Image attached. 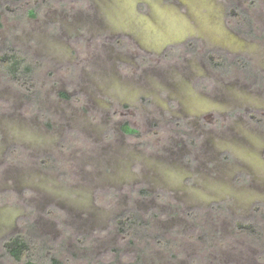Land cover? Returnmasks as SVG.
I'll return each mask as SVG.
<instances>
[{
  "label": "rangeland",
  "instance_id": "rangeland-1",
  "mask_svg": "<svg viewBox=\"0 0 264 264\" xmlns=\"http://www.w3.org/2000/svg\"><path fill=\"white\" fill-rule=\"evenodd\" d=\"M137 1L50 0L49 7L38 8L32 6L33 0L29 3L26 0H0V61L5 53L15 50L23 58L22 66L26 65L30 70L25 71L18 81L12 79L0 64V191L9 190L13 194L11 201L0 205V237L19 229L21 225L17 219L21 216L24 232L34 243L31 245L34 252L23 256L22 262L13 261L5 252L4 258L0 255V264L5 261L4 264H264V209L259 208L257 212L253 209L258 206L254 203H264L260 188L250 189L251 194L246 193V198L253 200L251 204L246 202L236 207L227 206L226 202L224 205L221 201L223 211L218 217L213 215L215 212L210 203L205 204L207 200L229 196L232 186L229 172L244 169L253 174V169H257L263 173L261 145L264 142L259 133L264 132V121L248 124L252 131H246L248 140L244 142L238 138V130L243 125L220 126V129L230 128L231 152L222 150L217 153L210 149L207 160L204 157L206 142L198 140L203 146L199 148L200 170L204 168L211 183L220 188L209 197L193 188L199 200L186 204V208L202 212L196 219L184 222L176 221L177 217L175 221L164 218L146 220L149 227L144 230L148 231V237L143 241L136 236L124 238L120 226L115 227V221L110 220L113 214L124 209L123 197L113 196L106 203L98 197L103 188L96 191V197L92 191L89 182L101 178V173H107L113 166L123 171L131 162V169L138 170L144 166L145 158L151 162L176 157L171 166L182 182L187 172L179 171L177 147L181 142L185 143L181 148L183 152L189 150L190 144L187 143L189 135L176 134L160 126V135L144 140L120 133L117 122L123 120L122 115L111 116L114 110H124L117 102L134 104L147 93L150 94L147 97L155 94L156 99L163 102L166 93L163 89L159 93L148 89L145 83L153 72L150 69L137 71L125 63L128 56L118 63L123 61L121 67H129V71H119L114 67L115 62L112 66V61L99 53L100 47H107L110 41L104 40L105 44L100 46L98 34L87 32L89 22L83 25L84 21L104 17V31L99 32L100 36L133 35L140 44L138 46L148 50L157 51L166 42L198 35L230 50L244 48L251 55L260 53L254 52L256 48L260 49L259 46L243 41L225 29L222 23L220 2L241 0H204L198 5L188 0L181 3L180 0L173 3L176 8H168L170 11L160 7L158 0H147V13L142 4L135 8ZM184 2H188V13L192 18L177 21L175 16H180L179 11L185 9ZM246 3L248 9L245 13L251 19L250 24L260 37H264V0H254L253 3L247 0ZM241 15L238 19H231L233 25L241 31L247 27L251 31ZM236 20L242 23L237 24ZM257 55L253 57L254 62L263 67L264 62ZM186 62L175 61L158 70L175 87L180 85L181 90L172 94L182 102L185 114L190 116L219 107L221 104L217 100L212 101L208 95L194 92L193 78L186 75L188 70L185 73L181 68ZM239 78L238 81L223 82L224 89L220 92L226 95L222 103L224 109L250 107L248 98L252 97L249 92L252 85L247 88L243 82L251 84L252 79ZM164 86L169 88L168 83ZM170 89L176 88L170 86ZM28 106L31 109L27 110ZM257 107L264 112V107ZM110 124L113 132L109 130ZM149 127L152 125L146 120L141 124V132ZM107 131L109 135H106ZM217 141L226 146L220 137ZM14 146L17 147L15 158L10 156L14 154L11 151ZM124 156L129 159L113 164L114 158ZM183 160L189 162L188 155ZM221 171L225 176L220 177ZM26 172L30 174L24 185L11 178V175ZM212 174L215 177L212 178ZM39 179L44 181L43 186L37 182ZM42 189L62 194L61 197H50L56 207L53 213L59 216L45 213L46 207L40 209L42 201L38 198L43 195ZM143 204L140 203L139 207L143 208ZM87 212L92 215L88 216ZM240 221L248 222L249 227L239 229ZM172 227L179 232L178 236L168 232ZM71 230L83 234L77 237ZM192 231L195 233L188 237L187 232ZM157 239L163 241L157 243Z\"/></svg>",
  "mask_w": 264,
  "mask_h": 264
},
{
  "label": "flooded vegetation",
  "instance_id": "flooded-vegetation-1",
  "mask_svg": "<svg viewBox=\"0 0 264 264\" xmlns=\"http://www.w3.org/2000/svg\"><path fill=\"white\" fill-rule=\"evenodd\" d=\"M26 1L29 3L32 0ZM33 1L34 4L32 6L36 5L38 6V8L49 7V5L51 4L50 0ZM73 1L75 0H70V2ZM76 1L84 2L87 0ZM188 1L197 5L204 2V0ZM158 2L160 3V7L164 8V10H168V8L171 6L175 7V5L173 4L174 2H180V0H158ZM182 2L183 1L181 0V3ZM246 2L247 0H241L240 2H220L221 19L225 29L236 34L237 37H239L243 41L249 43L252 42L256 46H259L260 49L256 48L254 50V52H260L257 53L258 55H251L249 54L250 51H247V49L244 48L230 50L229 48H225L224 45L214 43L210 38L205 39L202 36L200 37L198 35H187L179 39L177 42H166L157 51L148 50L144 47L143 49L138 46L140 44L137 43L138 40L133 35L121 34L115 36L108 35V37L100 36L99 32L104 31L103 23H105L106 21L104 17H94L92 21L87 19L86 22H83V25L89 22L88 27L90 28H87V32H94L98 34L100 46L101 44H105L104 40L110 41L107 47H100L99 53L101 55H104V58L106 60H111L112 66L115 62L114 67H117L119 71H129V67H121L123 61L120 63L121 60H124L128 56L129 59H126L125 61L127 62L125 63L131 65L132 67L134 66L137 71L145 72L150 69V71L153 72L150 76V80H147L145 83L148 89H151L152 91L156 90L154 92L157 93H159L163 89V91L166 93V96L163 98V102L158 101L155 94H152L151 97H147V95H150L148 93L140 96L141 98L136 100L134 104L125 105L121 102H117V105H119L125 111L121 110L118 112V110H114L111 112V116L113 118L118 115H122L123 120L117 122V128L118 130H120V133L128 138L144 140L160 135L162 132V129L160 127H163L164 129L167 128L170 132H174L176 134L181 133L182 135H189V138L187 140V143L190 144L189 150H184L183 152H181V148H183L185 144L183 142H181L180 146L177 147V152H179V155H177V157L180 161V166L178 167L180 170H178L180 172L186 170L188 175H185L184 178H182V182L180 179H178V176L174 174V170L176 169L171 166L172 160H175L176 157L168 160L153 159V161L151 162L150 160L147 161L145 158L143 160L144 166L142 165L138 170L131 169V165L133 162L128 163L126 167L127 169L125 168L123 169V171L120 168L117 169L115 166H113L112 169H110L107 173H101V178L89 182L90 184L92 183V191L94 192L95 197L96 191H99V188H103L102 193L98 194V197H100V201L108 203V201L112 199L113 196L116 198L118 197V195L119 197H123V203L125 205L124 209L120 210L110 217V220L115 221V227H118V218L128 215L127 213L129 211L137 212L145 219V221H152L157 218H164L167 220L175 221V218L177 217L176 221L184 222L187 221L186 219L193 220L202 215V212L200 213L197 209H195L197 211H193L192 208H186V204H191V202H196L199 200V195L197 194V192L194 193L193 188H197L199 191L201 190L204 195H207L206 197H209L212 196V194L215 195L217 188L220 187L214 183H211L209 176H207V171H205L204 168L200 170L199 163L201 162L199 159V148L203 146L202 143L198 144V140L203 139V141L206 142L204 144V157L205 160H207L206 157L210 149L217 153L222 150L231 152V148H229L231 142V138L229 137L231 136L228 134L230 132V128L227 127L228 130L227 128L220 129V126L223 127V124L229 125L231 123L230 125H234V123H240V125H243V127H239L240 129L238 131L240 133V136L238 138L239 140L244 142L248 140L246 131H252L248 127V124L252 122L253 124H255L256 122L261 123L264 121V112L260 111L257 107H264V66L262 67V64L259 65L255 63V59L253 58L257 55L258 59L264 62V37H260V34L256 33V29H251V31H249L247 27L244 31H241L240 29H237L231 21L232 18L238 19V15L233 12V5L239 6V8L246 12V9H248V6L244 5L247 4ZM253 2L254 0H252V3ZM187 3H183V7L185 9L183 11H179L178 14L180 16H175V19H178L177 21H179V19L186 20V18H188L190 20L192 18L188 13ZM140 4H142L145 9H147L145 12L147 13V11L149 10V2L147 0H139L136 2L135 8H138ZM5 7L8 8V5H5ZM27 12L30 13L29 10ZM236 21L238 22L237 24L242 23L241 21ZM80 48L82 49L83 46ZM119 55L121 58L119 57ZM220 56L225 57L226 61L220 62ZM241 57L244 58L243 62L239 59ZM118 60H120L119 63ZM180 60L187 61L184 65L181 66V68H183V71L188 70L187 73L185 71L186 75H190L189 77L193 78L191 86L194 92L208 95L210 97V100H217L218 104H221L219 105V107H212L200 112L199 114H193L190 116H187L185 114L186 110L183 108L182 102H180L178 97H175V95L172 94L175 90H181L180 85H177V87H175L174 84L165 79L164 74L158 71L160 68H162V66L168 67L171 66L175 61ZM257 70L259 72H257ZM241 76H243L244 79H252L251 84H245L246 82H243V86L247 88L248 85H252L249 88V92L251 93L252 97L248 98L251 100H249L248 103L250 107L230 106L229 108L224 109L225 107H222V103L224 102V96L226 95H224L223 92H220L224 89L222 88L224 86L223 82L226 81L227 83L238 81V78H241ZM166 83H168L169 88H165L164 85H166ZM131 86H134V84ZM170 86L176 89H170ZM141 88L145 87L142 86ZM209 88L210 92H208ZM212 92L213 94H211ZM255 104L257 106H255ZM27 108L31 109L30 106L26 107V109ZM146 120L148 124L150 123L152 125V127L146 129L145 132H141V124H143ZM125 123L134 128L135 132H125L123 130V125ZM109 130H111L110 132H113L112 124H110ZM110 132L107 131L106 135H109ZM260 133L259 135L263 137H261V141L264 142V132H262L261 134ZM260 136L257 137L260 138ZM219 137L226 144L225 147L222 146L223 143L221 144V142L217 141V138L219 139ZM149 144L150 143H148L147 145ZM261 146V154L264 157V143ZM16 148L17 147L15 146L14 148H11V151L14 154L10 156L13 158H15L16 156ZM185 155H188L189 162H187L186 160L184 163L183 157H185ZM124 158L129 159V156H124L120 159L114 158L113 164L124 162ZM192 160H194L193 163ZM145 164L147 165V167H145ZM218 169L220 170V168ZM253 170L255 171L253 174L245 171L244 169H238L234 173H228V176H230L232 179L230 182L232 186L230 187V192H228L229 196L226 198H221V200L211 199L205 202V204L210 203V208L215 212L213 215H215L216 217L221 215V212L223 211L221 201H223V203L226 202L227 206L233 205L236 207H241V205L239 204H243L246 202L247 204H251L253 200H251L250 197L246 198V193L251 194L250 191L253 188L255 190L260 188V192L264 195V171L262 173L261 170ZM171 173L172 175L170 176ZM28 174L30 173H19L11 175V178H13L14 182L16 181L18 184L24 185L28 183ZM221 174L222 175L220 177L225 176V173H223L222 171ZM114 176H116V179L114 178ZM211 177L213 178L215 177V175L212 174ZM118 179H120V181ZM37 182H40L41 186H43V180L41 181L39 179ZM172 183L175 184L173 185V187L170 186V184ZM112 185L114 186L111 187ZM243 189L245 191L242 192L241 190ZM42 190L43 195L42 197L38 198L42 201V206L40 207V209L42 210L44 207H46L44 210L45 213L48 212L49 215L56 217L59 216V214H56L55 212L53 213V210L56 207L52 205L53 201L50 197L51 195H57L61 197L62 194H56L50 192L47 189ZM12 197L13 194L11 191H0V205L5 204V202L11 201ZM140 203H145L143 204V208L141 206V208L139 207ZM260 203L261 202L258 201L253 205H259ZM226 204L224 203V205ZM253 209L255 212L259 211V208H255V206ZM37 215L40 218L42 217L40 212H37ZM87 215L90 216L92 214L90 212H87ZM162 215H165L166 218L162 217ZM206 215L209 214L206 213ZM242 217H244V215ZM17 220L21 225L19 229H16L11 233H6L2 237H0V255L3 258L6 253L12 258V256L5 250L3 246L4 240L15 234H25L22 226L23 219H21V216H19ZM168 232L172 234L175 233L176 236H178L177 233H179L175 230L174 227H172ZM71 233L77 235V237L83 234L78 231L74 232L73 230H71ZM192 233H195V231L187 232V236L189 237L193 235ZM122 236L124 238L129 237L124 233ZM261 236H263V233ZM32 252L34 251H31L30 253ZM22 258L20 260H15L13 258L12 259L16 262H22Z\"/></svg>",
  "mask_w": 264,
  "mask_h": 264
},
{
  "label": "trees",
  "instance_id": "trees-1",
  "mask_svg": "<svg viewBox=\"0 0 264 264\" xmlns=\"http://www.w3.org/2000/svg\"><path fill=\"white\" fill-rule=\"evenodd\" d=\"M233 12L236 13L238 17H240L239 15L242 14L241 16L244 19L246 25L249 24L251 29H255L250 24V21H251L250 17L241 8H239V6L233 5ZM219 58L221 59L220 62L226 61L225 57L220 56ZM239 59L242 62L244 61L243 57ZM22 60L23 58L19 55V53L13 50L11 52L5 53V55L1 57L0 64L4 69H6V72L12 79H16L20 81L24 73L30 72L28 66L26 65L22 66V62H23ZM60 94L63 96H67L63 92H60ZM123 130L127 133L135 132L134 128L130 127L127 123L123 125ZM256 207L264 209V206L262 204ZM136 213L137 212L129 211L127 213L128 215H125L124 217H119L117 222H118V225L120 226V230L122 231V233L129 236L130 239L132 236H136L140 238V241L141 240L143 241L144 239L148 237V231L146 232L144 228L149 227V223H147L140 214L138 213L136 214ZM247 223L240 221L238 223V228L242 229V228L249 227V223L248 224ZM143 224H146V225H143ZM263 227L264 226H262V228ZM31 239L32 238L26 234H15V235H12L6 238L4 240L3 246L5 250L12 256L13 259L20 260L23 256H25L26 254H29L32 251L33 248L31 245H33L34 243H32L33 240ZM163 239L166 242V237H164ZM148 241L149 240H147V242ZM162 241H163L162 239H157V243H160ZM162 244L164 245V243ZM35 247L36 246H34V248Z\"/></svg>",
  "mask_w": 264,
  "mask_h": 264
}]
</instances>
